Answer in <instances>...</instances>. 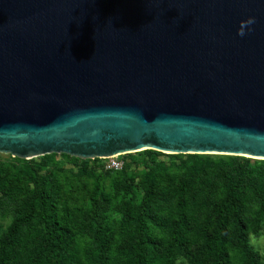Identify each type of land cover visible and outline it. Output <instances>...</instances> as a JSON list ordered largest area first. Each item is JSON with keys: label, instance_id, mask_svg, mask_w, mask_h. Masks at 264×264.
I'll use <instances>...</instances> for the list:
<instances>
[{"label": "water", "instance_id": "1", "mask_svg": "<svg viewBox=\"0 0 264 264\" xmlns=\"http://www.w3.org/2000/svg\"><path fill=\"white\" fill-rule=\"evenodd\" d=\"M141 147L264 159V0H0V153Z\"/></svg>", "mask_w": 264, "mask_h": 264}, {"label": "trees", "instance_id": "2", "mask_svg": "<svg viewBox=\"0 0 264 264\" xmlns=\"http://www.w3.org/2000/svg\"><path fill=\"white\" fill-rule=\"evenodd\" d=\"M53 155L0 161V212L11 216L0 226V264H264L249 240L264 223V170L245 158L196 156L174 175L155 171L152 178V158L139 171L127 158L116 170L80 159L78 173L92 186L73 220ZM112 212L117 223L108 219Z\"/></svg>", "mask_w": 264, "mask_h": 264}, {"label": "rangeland", "instance_id": "3", "mask_svg": "<svg viewBox=\"0 0 264 264\" xmlns=\"http://www.w3.org/2000/svg\"><path fill=\"white\" fill-rule=\"evenodd\" d=\"M142 151V150H141ZM157 151V150H155ZM139 151L122 154V155H115L119 161L129 159V168L131 170H142L146 168L145 162L149 161L152 158L151 166L149 170L152 174L155 171H159L164 173L165 171L170 175H174L177 171L184 167V161L191 160L196 158H200L201 160L211 161L215 163H225L229 159L234 158V156H240L245 158L249 165L254 168L255 170L261 171L264 170V159L262 158H253L246 155H228L222 153H204V154H194V153H165V151H157L159 153L153 154L152 156L148 157L142 153H138ZM68 155V154H67ZM70 156V155H69ZM123 156V157H122ZM8 153H0V161L4 162H11L13 163V158ZM39 157V156H38ZM75 157V156H73ZM19 158V157H17ZM35 158V157H34ZM79 160H75L69 158L68 156H64L62 153H55V155L50 158V166L55 171V175L59 174L61 181H62V194L63 197L61 199L62 204L67 203L69 206V211L72 215V219L76 220L75 215L79 213V210L82 208V204L86 201V196L88 190L92 186V179L89 175H80L78 170L80 169L81 161L80 159H89L91 162L93 159L96 158H81L77 157ZM122 158V159H121ZM148 158V159H147ZM24 159V158H20ZM92 159V160H90ZM99 160H103L98 158ZM28 160V159H27ZM98 160V161H99ZM88 161V160H87ZM88 163L90 164V162ZM22 162V161H17ZM100 162V161H99ZM145 166V167H144ZM164 171V172H163ZM214 172V170L212 171ZM104 184L107 187L106 189L110 191L113 187L111 186L112 175L105 176ZM142 190V189H141ZM87 202V201H86ZM84 206H87L85 203ZM9 211H4L3 213L0 212V226L4 229L11 220V216L8 214ZM108 219H110L113 223H117L118 216L115 213H109ZM250 244L254 247L255 251L259 254L260 258L264 260V223L261 225V229L257 234H249ZM180 264H186L185 262H181Z\"/></svg>", "mask_w": 264, "mask_h": 264}, {"label": "built area", "instance_id": "4", "mask_svg": "<svg viewBox=\"0 0 264 264\" xmlns=\"http://www.w3.org/2000/svg\"><path fill=\"white\" fill-rule=\"evenodd\" d=\"M103 159V167L104 169H120L122 167V161H119L117 159V156H110L107 158H101Z\"/></svg>", "mask_w": 264, "mask_h": 264}, {"label": "clouds", "instance_id": "5", "mask_svg": "<svg viewBox=\"0 0 264 264\" xmlns=\"http://www.w3.org/2000/svg\"><path fill=\"white\" fill-rule=\"evenodd\" d=\"M255 17H248L246 20L240 22V27L238 29V35L243 37L251 30V26L255 24Z\"/></svg>", "mask_w": 264, "mask_h": 264}, {"label": "bare ground", "instance_id": "6", "mask_svg": "<svg viewBox=\"0 0 264 264\" xmlns=\"http://www.w3.org/2000/svg\"><path fill=\"white\" fill-rule=\"evenodd\" d=\"M144 147H141V148H138L137 150H142ZM165 153H171V152H168V151H165Z\"/></svg>", "mask_w": 264, "mask_h": 264}]
</instances>
